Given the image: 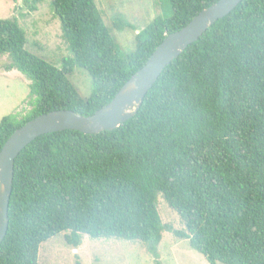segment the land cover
<instances>
[{"label":"trees","instance_id":"1","mask_svg":"<svg viewBox=\"0 0 264 264\" xmlns=\"http://www.w3.org/2000/svg\"><path fill=\"white\" fill-rule=\"evenodd\" d=\"M165 1L171 15L142 27L112 13L114 30L133 32L134 48L124 53L95 0H50L68 48L59 66L26 48L15 17L0 18L4 69L28 80L32 105L23 117L0 119V149L39 114H93L166 34L217 0ZM75 68L90 77L87 97L69 79ZM158 195L184 230L161 222ZM165 230L186 238L208 264H264V0H241L215 21L115 129L62 130L26 145L14 161L0 264H38L40 245L60 233L72 248L82 235L139 241L160 264Z\"/></svg>","mask_w":264,"mask_h":264},{"label":"rangeland","instance_id":"2","mask_svg":"<svg viewBox=\"0 0 264 264\" xmlns=\"http://www.w3.org/2000/svg\"><path fill=\"white\" fill-rule=\"evenodd\" d=\"M49 1L33 3V0H0V18L15 17L25 31L26 48L50 64L59 66L61 58L68 54V48L61 37L60 24ZM95 2L124 53L134 48L133 32L114 30L110 24L113 12H120L125 19L133 17L134 21L141 23V27L156 14L165 17L171 15L169 3L165 0ZM30 5H34L35 9L31 10ZM6 63V56H0V119L10 114L20 118L32 107L28 95L29 82L16 70L6 71ZM69 79L77 86L82 97L89 95L90 77L85 70L75 68ZM156 207L163 224L173 230H184L177 213L169 208L160 195L157 196ZM158 252L160 264H208L203 255L190 248L186 238L177 237L171 231L162 232ZM38 264H154V261L145 245L139 241L82 235L80 244L72 248L66 244L64 233H60L40 245Z\"/></svg>","mask_w":264,"mask_h":264},{"label":"water","instance_id":"3","mask_svg":"<svg viewBox=\"0 0 264 264\" xmlns=\"http://www.w3.org/2000/svg\"><path fill=\"white\" fill-rule=\"evenodd\" d=\"M241 0H217L199 11L186 25L166 34L145 63L120 87L106 105L85 116L70 109L42 113L15 129L0 149V244L8 228V204L12 191L14 161L36 137L62 130L85 134L113 130L131 118L162 70L215 21L230 13Z\"/></svg>","mask_w":264,"mask_h":264}]
</instances>
